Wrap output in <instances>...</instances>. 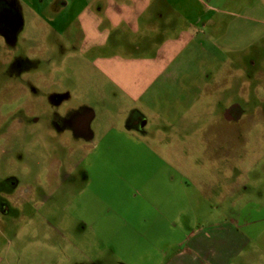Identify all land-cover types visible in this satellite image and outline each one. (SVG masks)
<instances>
[{"label": "rangeland", "instance_id": "obj_1", "mask_svg": "<svg viewBox=\"0 0 264 264\" xmlns=\"http://www.w3.org/2000/svg\"><path fill=\"white\" fill-rule=\"evenodd\" d=\"M4 15L20 21L19 31L2 30ZM50 21L23 0H0V201L11 209L0 211V264H158L154 246L183 235L156 220L149 202L165 200L160 207L174 210L165 203L172 198L180 201L176 208L194 205L172 220L181 230L218 213L217 220L232 218L245 247L234 264H264V27L251 53L227 52L219 75L172 129L178 139L164 141L175 152L161 158L179 169L169 173L145 141L104 140L89 155L90 135L72 119L95 110L98 120L120 122L125 115L116 106L127 101L103 89L107 83L90 56L78 51V26L61 32ZM235 103L251 117L236 125L243 139L230 146L222 135L236 129L223 117ZM222 160L243 172L222 173ZM256 206L259 212H251ZM142 217L154 223L145 235Z\"/></svg>", "mask_w": 264, "mask_h": 264}, {"label": "crops", "instance_id": "obj_2", "mask_svg": "<svg viewBox=\"0 0 264 264\" xmlns=\"http://www.w3.org/2000/svg\"><path fill=\"white\" fill-rule=\"evenodd\" d=\"M23 1L33 11L46 13L61 32L77 25L81 33L78 51L90 56L95 72L107 83L103 89L127 101L124 107L115 105L118 111H124L120 122H115L116 118L98 120L95 110L89 112L88 125L85 124L92 145L89 155L99 153L105 146L104 140L119 137L139 140L146 142L149 146L146 150L159 157L169 173L174 167L176 172L179 169L165 157L161 158L175 152L172 144L164 141L178 139L172 129L199 102L210 79L219 75L227 61V52L251 53L249 47L257 43L259 28L264 27V0ZM228 44L233 47L229 48ZM250 117L238 103L227 106L224 124H234L236 130L234 134H223V140L229 141L230 146L242 140V132L237 131L236 125ZM155 123L149 135L147 130ZM110 146L113 148V143ZM222 167V173L243 172V167L232 160H222ZM225 176L222 174V178ZM174 178L168 175V179ZM145 199L146 203L152 200L149 203L154 206L156 220L166 221L171 232L180 230L183 235L179 241L167 239L166 246L160 249L154 246L158 264H234L233 260L244 254L242 233L234 219L217 220L218 213L212 222L181 230L172 220L193 212L190 201H186L188 208L184 202L176 208L180 201L166 200V204H174L173 210L160 207L165 200ZM216 209L219 207L213 208ZM250 210L259 212L257 206ZM149 220L142 217L146 227L141 234L152 230L154 223Z\"/></svg>", "mask_w": 264, "mask_h": 264}, {"label": "flooded vegetation", "instance_id": "obj_3", "mask_svg": "<svg viewBox=\"0 0 264 264\" xmlns=\"http://www.w3.org/2000/svg\"><path fill=\"white\" fill-rule=\"evenodd\" d=\"M1 20V27L2 30L7 34H12L13 32L19 31L20 28V21L17 20L15 17L11 16L8 19H4L5 15L2 17ZM89 118V112L86 113H78L76 116L72 119V125L79 131H82V133L88 134L89 131L86 128L85 122ZM10 185V184H9ZM0 211L2 214H8L11 212V209H9V206L4 202L0 201Z\"/></svg>", "mask_w": 264, "mask_h": 264}, {"label": "water", "instance_id": "obj_4", "mask_svg": "<svg viewBox=\"0 0 264 264\" xmlns=\"http://www.w3.org/2000/svg\"><path fill=\"white\" fill-rule=\"evenodd\" d=\"M88 121H89V119H87V120H86L85 124H87V125H88Z\"/></svg>", "mask_w": 264, "mask_h": 264}]
</instances>
